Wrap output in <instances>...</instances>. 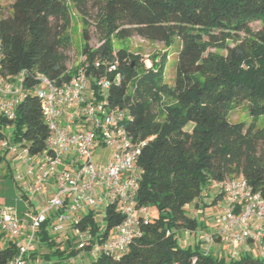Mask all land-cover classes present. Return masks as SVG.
I'll list each match as a JSON object with an SVG mask.
<instances>
[{"label":"trees","instance_id":"1","mask_svg":"<svg viewBox=\"0 0 264 264\" xmlns=\"http://www.w3.org/2000/svg\"><path fill=\"white\" fill-rule=\"evenodd\" d=\"M71 9L81 19L83 39L82 59L74 66L67 65L66 54L72 45ZM253 21L259 29L251 28ZM133 35L160 42L178 38L172 82L164 76L165 52L153 54L146 66L140 55L115 48L114 41ZM92 37L96 46L90 45ZM0 44L4 75L27 70V92L14 119L0 117V136L8 132L30 154L43 152L48 129L31 90L32 75L40 72L61 83L82 67L91 90L99 78L109 80V106L125 114L127 134L144 142L136 161L141 178L135 200L149 209V218L140 221V234L125 253L102 254L89 264H264L259 254L205 253L200 241L182 245L177 237L180 230L195 233L202 226L187 206L215 203L218 193L210 203L200 201L214 181L242 175L264 200V126L255 127L264 115V0H12L5 14L0 10ZM243 102L249 125L229 120L230 110ZM6 169L2 177H11L7 161ZM104 211L102 225L89 211L72 228L105 239L122 216L114 203ZM50 224L48 218L38 232L37 244L45 243L42 258L69 264L77 253L75 234L71 230L58 241ZM15 252L9 241L0 249V264Z\"/></svg>","mask_w":264,"mask_h":264},{"label":"built area","instance_id":"2","mask_svg":"<svg viewBox=\"0 0 264 264\" xmlns=\"http://www.w3.org/2000/svg\"><path fill=\"white\" fill-rule=\"evenodd\" d=\"M1 57L0 44V60ZM110 68L114 69L115 65ZM26 74V69L14 76L0 71V117L15 118L16 107L27 92ZM32 76L34 86L31 90L40 103L48 129L46 149L30 154L27 146L12 141L7 132L0 136V154H13L14 161L22 165L23 170L15 179H27L21 184V190L29 199H42L43 185L49 179L55 190L44 205L23 216H19L15 207L0 206V232L16 248L5 264H43L36 251L38 232L51 217L54 220L50 230L55 233L65 232L66 224L71 222L77 251L70 259L74 264H83V259L94 260L102 254L120 256L140 234V221L146 223L149 218V209L137 207L135 200L141 178L136 161L144 142L133 140L127 134L123 124L125 114L109 106L107 78H99L96 89L91 90L82 67L69 81L61 83L40 72ZM95 148L109 150L104 163L94 159L92 149ZM212 186L220 195V212L215 232L200 236L206 245L204 252L211 253L216 242H222L229 247V256L235 258L237 247L251 241L261 248L259 256L264 259V200L261 195L252 190L242 175L214 181ZM109 203L115 204L122 220L105 239L98 241L88 230L72 228L83 214L96 210L101 213L96 221L102 225L104 208ZM51 263V260L44 262Z\"/></svg>","mask_w":264,"mask_h":264},{"label":"rangeland","instance_id":"3","mask_svg":"<svg viewBox=\"0 0 264 264\" xmlns=\"http://www.w3.org/2000/svg\"><path fill=\"white\" fill-rule=\"evenodd\" d=\"M11 2L12 0H0V10H3L4 14L8 11ZM71 12L73 14L72 26L70 28V36L72 40V45L66 51V54L68 56V62H67L68 66L77 65L81 61L82 56L80 55V48H81V44L83 43V39L81 37V29H82L81 19L75 10L71 9ZM250 26L253 30H257L260 28L261 25L258 21H253L250 23ZM90 45L92 46L97 45V40L94 37L90 39ZM114 46L115 48H118L120 46L126 47L130 52L140 55L141 58L144 60L146 66L150 65V58L152 57L153 54H157V53L161 54L165 52L167 55V63L165 67L164 76L167 82L169 83L172 82L174 72H175V63L177 61V55H178V51L180 48V42L178 38H176L175 36H172L170 40H168L167 42H160V41L149 40V39L140 37L138 35H133L123 40L122 42L114 41ZM229 120L237 121V122L241 121V122H244L246 125H249L252 122V117L248 114L247 103L243 102L239 104L238 106L233 107L230 110ZM263 126H264V115H261L257 117V119L255 120V127L261 128ZM108 152L109 150L106 148L92 149V153L94 154V159L102 163H104L103 162L104 159L101 160L103 158L101 156H105L106 154H108ZM5 159L11 168V172L13 173V170L14 171L16 170L15 169L16 165H18V163H16L13 159V154H8L7 158ZM6 161L3 160L0 163V204L1 205L11 204L13 206H16L17 203L15 201V197L18 196V192H19V188L17 187V182L16 180L12 178V176L10 177V175L7 176L6 178L2 177L8 173L6 169ZM214 192H215V188L214 190H212V193ZM18 207L21 208L22 204L19 203ZM209 207L210 206H206V210H204V213L207 212L208 210L209 211L211 210V208ZM187 211L191 213L190 215H196L197 216L196 219L198 223L199 224L201 223L202 225V226L199 225L200 227L198 228V230H196V232L193 235L194 243L197 242L196 241L197 237L200 238V236L204 234L205 232L206 233L215 232L216 223H215L214 217L209 218L207 220V219H204L202 215H200L201 213L194 214L193 211H191V209L189 210L187 209ZM182 232L184 231L180 230L177 233L178 241L182 245H188L186 242H187L189 233L186 232L185 236L183 237V235L181 234ZM60 238H62V236H60ZM44 250H45L44 247L39 246L40 252H44ZM211 250L215 251L213 247L211 248ZM90 261H91L90 259L87 260V264H89ZM68 263L74 264L71 261H69Z\"/></svg>","mask_w":264,"mask_h":264},{"label":"crops","instance_id":"4","mask_svg":"<svg viewBox=\"0 0 264 264\" xmlns=\"http://www.w3.org/2000/svg\"><path fill=\"white\" fill-rule=\"evenodd\" d=\"M108 154H109V152H108ZM108 154H106L105 156H101V157H103L101 160L104 159L103 162L106 161V159L108 158ZM4 156H5V158H7L8 154H5ZM15 169L16 170L15 171L13 170V173L12 172L10 173L13 179H15V175L18 172H22V170H23L22 169V165H16V168ZM15 180L17 182V187L20 189L19 192H18V196L15 197V201H16L17 205L16 206H13L11 204H2V205H7V206L15 207L17 209V212H18L19 216H23L25 213L26 214L32 213V212H34L39 207V205H44L46 203V200L52 196V194H53V192L55 190L54 184H53L52 180L49 179L43 185V188H42L43 198L42 199L40 198L38 200L36 197H33L31 199H29L28 197L23 198V197H21V194H23V192L21 190V184L24 181H27V179H24V180L23 179L22 180L15 179ZM212 190H214V188H213V186L211 184L205 190H203V192L201 194L200 201H203L204 203H210V202H212V200L214 199V197L217 194L216 190H215L214 193H212ZM19 203L22 204V207L21 208L18 207V204ZM2 205L0 204V206H2ZM201 205H202V203H201ZM206 206H208V205H206ZM206 206L204 207V209H201L199 207L197 208L196 205L191 204V205L187 206V208H188V210L191 209V211H193L194 214L195 213L196 214H200L201 213L200 215H202L204 219H207L208 220L209 218H213L214 217L215 223H216L215 224L216 225L215 226V230H216L217 225H218L217 224L218 223V221H217L218 213L220 212L219 199H217L215 201V203H213L212 205H210V207H209V208H211L210 211L208 210L207 212L204 213V210H206ZM100 214H101L100 213V210L94 211V215H95L96 218H100L99 217ZM189 214H191V213H189ZM193 216L195 218L197 217L196 215H193ZM53 220H54V218L51 217L50 218V221H53ZM256 223H258V222L256 221ZM66 227H67V229H66L65 232L59 233L58 241L59 240H63L66 237V235L71 231V222H68L66 224ZM50 228L51 227L49 225V229ZM50 232L52 234L55 233V232H52V230H50ZM181 234L184 237L185 234H186V232L184 231ZM193 235H194V233H189V236H188L187 242H186L187 244H190V245L195 244L194 241H193ZM60 236H62V238H60ZM9 241H11V240H9L5 235H3L0 232V249H3L4 247H6L8 245V243H9ZM196 241H200V247H201V249L204 250V248H205L206 245L204 243L202 244V241L200 240V238L197 237V240ZM37 243H39V241ZM44 245H45V243H43L41 245L37 244V249H36V251L40 254V257H41V260L43 261V264H44L45 260L42 258V252L39 251V246L45 248ZM213 248L215 249V252H219L221 255H227L230 252L229 247L225 243H222V242H216V244L214 245ZM237 252H238V254L239 253H243V252H247V253H251V254H259L261 252V248L258 246L257 243H253L251 241H247L245 244L240 245V246L237 247ZM87 260L88 259H86V258L83 259V264H87Z\"/></svg>","mask_w":264,"mask_h":264}]
</instances>
